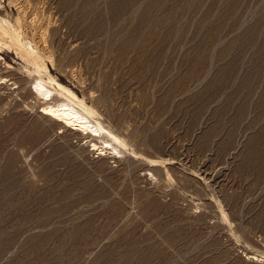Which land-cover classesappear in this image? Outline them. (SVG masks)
<instances>
[{
	"label": "rangeland",
	"instance_id": "1",
	"mask_svg": "<svg viewBox=\"0 0 264 264\" xmlns=\"http://www.w3.org/2000/svg\"><path fill=\"white\" fill-rule=\"evenodd\" d=\"M25 1L0 16L44 68L0 37V264H264V0ZM37 78L116 149L41 116Z\"/></svg>",
	"mask_w": 264,
	"mask_h": 264
},
{
	"label": "bare ground",
	"instance_id": "2",
	"mask_svg": "<svg viewBox=\"0 0 264 264\" xmlns=\"http://www.w3.org/2000/svg\"><path fill=\"white\" fill-rule=\"evenodd\" d=\"M8 1H10V0H8ZM23 2H26V1L25 0H13V3L17 4L20 7L22 5L24 6ZM26 4H27V2H26ZM8 5H9V3H8ZM31 5H33V4H31ZM16 8H18V7H16ZM21 14H23V13H21ZM17 23H18V21H17ZM13 26L14 25H13V23L12 24L10 23V20H8L5 17L0 16V37L8 36L11 44L15 47L14 49H16L22 57L27 59V61L33 63L37 68L40 67L41 65L38 64V62H37V59H39V57L41 56V53L39 56L38 51L36 49L38 45L34 46L32 44V41L27 39L26 36L25 37L23 36V38H21V36L19 35V33L15 30V27H13ZM6 41L9 42V40H6ZM3 42H4V40H3ZM122 43H123V41H122ZM127 45H129V44H127ZM124 46H125V44H124ZM41 67L44 68V66H41ZM4 77L5 76H3V78ZM3 78H1V79H3ZM8 81H10V80H8ZM50 82H53V81L50 79ZM55 85H56V87H50L41 78H37L35 80L34 86L30 90V92H32L33 94H36V95L40 94L46 100L44 105L41 106V109H40L41 116L43 115L44 117H48L52 120H55L56 122L65 126V128L66 127L69 128L70 130L80 132V133H85V135L89 134V136L92 135V136H97L98 138L100 137L101 139H103V143L102 142L101 143L104 145H101V146L97 145L96 146V143H92V146L94 147L93 149H97L99 153H103L104 150H107L108 148L111 150L116 149L117 145H115L113 143L116 140V137L114 135L108 133L105 130V128L98 121H93L91 119V117L89 116L90 112L83 106V104L81 102L76 101L74 94H72L69 90L65 89L64 87H62L59 84H55ZM58 93L66 96V99L65 100L62 99L61 101H58V102H57V100H54V102H52L54 96ZM104 136L110 137V139H107V138L104 139ZM117 150L119 152V149H117Z\"/></svg>",
	"mask_w": 264,
	"mask_h": 264
}]
</instances>
